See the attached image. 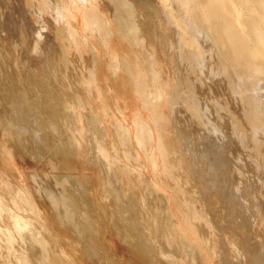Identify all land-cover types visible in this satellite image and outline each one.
<instances>
[{"label":"rangeland","instance_id":"374dc122","mask_svg":"<svg viewBox=\"0 0 264 264\" xmlns=\"http://www.w3.org/2000/svg\"><path fill=\"white\" fill-rule=\"evenodd\" d=\"M209 1L0 0V264H264V0Z\"/></svg>","mask_w":264,"mask_h":264},{"label":"bare ground","instance_id":"6f19581e","mask_svg":"<svg viewBox=\"0 0 264 264\" xmlns=\"http://www.w3.org/2000/svg\"><path fill=\"white\" fill-rule=\"evenodd\" d=\"M213 1H215L214 3H215V5L213 4ZM234 1H236V0H234ZM245 1L247 2V4L245 3ZM238 2H243V5H245L246 7H247V5H249V6H251V10H252V5H254L255 7H257V5L255 4L256 3V1L255 0H238ZM258 2V1H257ZM212 4L214 5V6H216V9L218 8V12H220V13H222V14H227L228 13V11H229V7L231 6V0H210L209 1V4H208V7L210 6H212ZM232 4H233V2H232ZM236 4V3H235ZM259 4V3H258ZM263 6V5H262ZM238 7V6H237ZM260 7V6H259ZM235 8V7H234ZM234 8H232V9H234ZM261 8V7H260ZM236 9V8H235ZM242 9H244V8H242ZM210 10V9H209ZM238 10H240V9H238ZM208 11V10H207ZM211 11V10H210ZM209 11V12H210ZM247 11V10H246ZM232 12V11H231ZM235 12V11H234ZM238 12V11H237ZM242 12V11H241ZM241 12H238L239 14L241 13ZM262 12V11H261ZM254 16L256 15V10L254 9V10H252V12H251ZM221 14V15H222ZM233 14V13H232ZM248 14H250V12L248 13ZM235 15V14H234ZM242 13L240 14V15H238L237 14V16L236 17H233V18H231V22L229 21V23H231V25L234 27V30L235 31H237V33H238V35H239V37H241V36H245L247 33H249L247 30H249V28H248V26H247V24H246V20L244 19L243 20V18H241L242 16ZM229 16H232V15H229L228 14V17ZM253 17V16H252ZM246 18V17H245ZM226 19H227V17H226ZM225 19V20H226ZM230 18H228V20H229ZM247 19V18H246ZM205 20L206 21H208V16L206 15V17H205ZM210 21V20H209ZM249 21H250V19H249ZM230 24H229V27H227V25H226V27L227 28H230V27H232ZM246 27L248 28L247 30H246ZM233 29V28H232ZM232 29H231V31H232ZM233 30V31H234ZM228 32V31H227ZM229 32H230V29H229ZM236 34V33H235ZM234 33L232 34V35H235ZM226 35H227V33H226ZM237 35V34H236ZM241 35V36H240ZM260 36H264V35H260ZM234 37V36H233ZM238 37V38H239ZM235 38H237V37H235ZM244 38V37H243ZM245 38H247V36L245 37ZM260 39V43H259V47H254V48H252V49H250V51H251V55H252V57H253V59L255 58L257 61H259V62H257V63H260V64H262V65H264V39L262 38V37H260L259 38ZM241 41H243V39H240ZM238 40H236V42H237ZM246 41V40H245ZM238 43V42H237ZM240 44V43H239ZM242 44V43H241ZM234 45H235V43H234ZM238 48H239V46H238ZM237 48V49H238ZM244 49V48H243ZM239 50V49H238ZM242 53V52H241ZM252 59V60H253ZM251 60V61H252ZM260 68V67H259ZM20 80V79H19ZM21 81V80H20ZM161 108V107H160ZM159 113V112H158ZM163 114H165V113H163ZM158 115H160V114H158ZM167 115V114H166ZM161 116V115H160ZM165 116V115H164ZM166 117V116H165ZM159 118H161V117H159L158 116V119ZM162 118H163V115H162ZM160 120V119H159ZM100 149V148H99ZM4 151V150H3ZM5 152H6V150H5ZM6 154V153H5ZM9 155V154H8ZM7 156V155H6ZM7 159H9V158H7ZM8 161V160H7ZM9 161H10V159H9ZM8 161V162H9ZM12 163V165H17V164H13V162H11ZM9 164V163H8ZM10 165V164H9ZM11 166V165H10ZM40 202V201H39ZM46 213V212H45ZM47 216V215H46ZM48 218V217H47ZM52 218V217H51ZM50 220V219H49ZM43 221H45V223H47L48 225H51L49 222H48V220L46 219V218H44L43 219ZM50 222H52V221H50ZM55 228H57V227H55ZM48 231V230H47ZM58 232H59V230H58ZM55 233V232H54ZM60 233V232H59ZM53 238H54V236H52ZM18 256V255H17ZM7 258V257H6Z\"/></svg>","mask_w":264,"mask_h":264}]
</instances>
